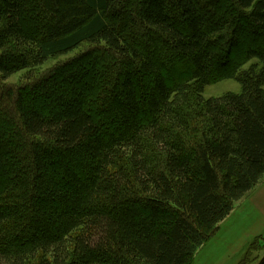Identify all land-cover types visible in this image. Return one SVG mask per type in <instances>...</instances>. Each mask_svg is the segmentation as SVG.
I'll return each instance as SVG.
<instances>
[{"label":"trees","instance_id":"16d2710c","mask_svg":"<svg viewBox=\"0 0 264 264\" xmlns=\"http://www.w3.org/2000/svg\"><path fill=\"white\" fill-rule=\"evenodd\" d=\"M46 2L37 34L24 24L26 0H0V81L91 49L3 91L0 264H192L264 179V0H227L258 43L242 39L225 67L228 24L195 0ZM118 19L146 32L147 49ZM106 56L116 63L100 99ZM224 79L239 92L204 98ZM191 96L207 119L193 148L175 133ZM97 99L101 116L89 108ZM149 145L163 154L158 172Z\"/></svg>","mask_w":264,"mask_h":264},{"label":"rangeland","instance_id":"374dc122","mask_svg":"<svg viewBox=\"0 0 264 264\" xmlns=\"http://www.w3.org/2000/svg\"><path fill=\"white\" fill-rule=\"evenodd\" d=\"M26 2L27 10L24 24L32 32L39 34L43 23L46 21L49 5L46 0H26ZM195 2L203 12L210 16L211 21H225L228 24L222 33L221 42L223 48L229 51L224 58L225 60L221 59L220 67L227 66L228 61H233V58L239 54L243 40H251L252 44L258 43L254 33L240 22L227 0H195ZM117 25L118 31L129 43L138 49H147L146 32L142 28L133 26L123 19H118ZM159 47L161 51L159 57H164V61H166L167 57L163 53L164 47L160 44ZM90 49L89 45L84 44L80 49L66 57H55L38 69L21 72L6 81H0V99H3V91L6 89L16 90L31 83V81L38 80L54 68L83 56ZM115 63L116 60L109 56L102 60V69L105 66L108 71L105 72L106 69L104 68V79L101 81L97 93L100 99L110 96L107 93L105 95L102 93L112 89L111 85L105 86L104 82L107 80L106 83L111 84ZM108 74L109 76H107ZM109 78L110 80H108ZM237 92H239L238 84L234 80L224 79L206 87L203 96L206 99L218 98L226 93ZM97 100L95 105H90L89 108L93 110L94 115L99 113L101 116L106 111V105L101 102L102 100ZM98 109L99 111H97ZM176 113L178 114L177 120H179L180 129L175 133L180 134L182 140L190 148L195 147L206 135L207 119L203 110L197 105L195 97L191 96L187 104L176 109ZM6 138L2 137L1 140ZM146 155L151 169L154 172L160 171L163 165V154L149 145ZM219 225L220 227L218 226L213 237L197 252L192 264H258L264 256V179L235 204L230 215Z\"/></svg>","mask_w":264,"mask_h":264},{"label":"crops","instance_id":"0c3cea01","mask_svg":"<svg viewBox=\"0 0 264 264\" xmlns=\"http://www.w3.org/2000/svg\"><path fill=\"white\" fill-rule=\"evenodd\" d=\"M219 227H220V225H219Z\"/></svg>","mask_w":264,"mask_h":264}]
</instances>
